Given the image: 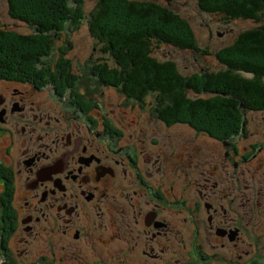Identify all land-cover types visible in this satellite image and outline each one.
<instances>
[{"label":"flooded vegetation","instance_id":"flooded-vegetation-1","mask_svg":"<svg viewBox=\"0 0 264 264\" xmlns=\"http://www.w3.org/2000/svg\"><path fill=\"white\" fill-rule=\"evenodd\" d=\"M75 98L0 80V264H264V139L249 122L215 139L202 189L191 128L117 124Z\"/></svg>","mask_w":264,"mask_h":264},{"label":"trees","instance_id":"trees-1","mask_svg":"<svg viewBox=\"0 0 264 264\" xmlns=\"http://www.w3.org/2000/svg\"><path fill=\"white\" fill-rule=\"evenodd\" d=\"M71 1L78 6L75 11L81 9L83 0H8L9 16L33 26L34 32L21 34L0 22V80L49 87L61 95L70 90L77 105L92 109L98 105L79 91L83 78L75 74L68 48L55 59L52 54L55 41L83 21L72 12ZM198 3L226 23L241 19L256 24L215 52L218 70L187 75L174 61L155 56L160 43L200 51L191 24L169 7L152 1L99 0L90 30L102 56L91 59L90 73L98 86L113 87L135 102L146 104L153 97L150 111L167 125L185 124L210 138L231 140L246 130L247 111L264 112V0Z\"/></svg>","mask_w":264,"mask_h":264},{"label":"rangeland","instance_id":"rangeland-1","mask_svg":"<svg viewBox=\"0 0 264 264\" xmlns=\"http://www.w3.org/2000/svg\"><path fill=\"white\" fill-rule=\"evenodd\" d=\"M141 1H152L167 6L177 14L181 15L191 24L195 32L200 51L183 50L163 43L158 44V48L154 51L155 56L159 60L174 61L178 65L180 71L187 75L200 73L203 69L218 70L221 65L214 56L215 52L231 44L243 30L256 25L250 20L241 19L226 23L223 19L221 20L219 15H212L202 11L198 0ZM98 2L99 0H83L82 7L81 9H78V11H75L77 10L75 7L78 8L77 4L73 1L70 2V7H73L72 12H77V16H82L83 21L77 20L79 22L77 29H75L73 32L70 30H68L67 33L64 32L61 35V39H57L55 41V47L52 53L54 57L53 59L59 57L61 49H65V47L68 48L67 57L70 58L73 63L74 72L83 78L78 84L79 91H87V87H89L91 92L87 91V94L85 95H93V99L88 101L94 103V105L100 106V110L103 111V113L107 112L111 116H114V120L117 124L120 123L123 118H125L127 123H132L133 125L142 123V128H151L155 123H159L154 120V118L156 119V116L154 113H152V111H150V107H152L151 100L153 97L147 99V103L144 105L145 107L140 110L142 105L137 104L135 101H127L123 94L115 88L109 86H98L96 82L97 77L92 76L90 73L91 59H98L99 56H102L100 52V45L97 43L93 33L90 30V22L92 20L91 14L95 11ZM8 11V0H0V22L5 29L13 30L21 34H31L34 32L33 26L22 21L14 20L9 16ZM66 27L76 26L69 24L66 25ZM49 93L53 94V91L50 89ZM69 93L71 94L70 90L65 93L66 95L61 96L65 97V99H68L70 96L68 95ZM85 101L88 103L87 100ZM144 109H146V111H143ZM139 111L142 114L144 113V116H141ZM246 113L249 122V127L248 131H246V134L254 133V136H259L260 138L264 139V112L259 113L247 111ZM136 116L139 117L138 120H136ZM180 125L181 127H188V125L185 124ZM161 128L165 129L163 127ZM191 129L190 134L191 136L195 137V144L198 148L193 161V174L194 178H196V187L206 189L209 187L206 185V179L209 176L208 172L213 170L214 166L217 165L219 161L218 154L214 149L215 143L218 144L219 141L217 142L215 139L210 138L205 133L202 134L193 128ZM198 134H202V136L198 137ZM164 135H167L166 131L164 132ZM239 137L240 136L236 138V136H234L232 139L236 141L239 139ZM218 145L221 146L220 142ZM180 148L181 151H186L184 147ZM190 149H194L193 142ZM176 151H178L177 148ZM190 154H193V152L190 151ZM229 165L231 166V162H229ZM224 168L225 165L222 164L223 173L225 172ZM188 169L189 168L184 169V167H182L180 171L179 169L177 170V175L179 172L181 173V176L178 177L179 187L183 186L185 172H188ZM219 172H221V168ZM219 176L220 175H217L214 180H218ZM254 188H264V178L262 176H257Z\"/></svg>","mask_w":264,"mask_h":264}]
</instances>
